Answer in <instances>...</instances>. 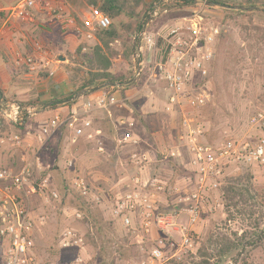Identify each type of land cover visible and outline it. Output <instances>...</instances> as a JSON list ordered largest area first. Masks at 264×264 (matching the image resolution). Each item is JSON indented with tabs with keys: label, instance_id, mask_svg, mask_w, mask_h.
Masks as SVG:
<instances>
[{
	"label": "rangeland",
	"instance_id": "1",
	"mask_svg": "<svg viewBox=\"0 0 264 264\" xmlns=\"http://www.w3.org/2000/svg\"><path fill=\"white\" fill-rule=\"evenodd\" d=\"M152 1L147 0L146 4L149 5ZM235 1L241 2L242 0ZM60 2L64 9L59 10L58 5H55L54 14L61 12L64 18H71L78 28L83 29L82 21L88 15L89 8L80 0H61ZM171 3L174 2L171 1ZM261 10L263 8L259 7L256 11L252 10L255 12L254 14L228 15L223 8L208 7V5L202 7L198 0H194L193 5L174 7L170 13L161 15L152 20V23L148 22L147 26L148 20L145 21L139 32L145 30L150 36L159 34V37H155L157 47L150 52H145L142 55L137 54V43L134 38L139 32L132 37L131 58H129L121 40L109 46L111 51L107 53V56L111 61L110 72L115 76H123L137 83L136 88H131V96L127 99L130 102L125 103L134 108L142 107L150 112L149 130L139 127L134 117L130 119L137 123L147 150L156 156H161L162 150L166 152L171 147L178 133L182 114L179 110L173 113L165 111L168 91L158 68L163 63L166 50L173 47L175 38L169 35L170 30L181 28L178 35L183 40H188L186 28L193 26V21H201L199 22L200 26L207 33L211 28H219V35L212 44L214 62L207 65V78L201 79L197 76L193 83L186 88L185 98L187 100L202 89L206 91L208 99L205 100L203 106L196 110L185 107V112L192 115L203 128L204 140L209 143L220 144L231 140H243L255 134L249 123L250 118L256 112L264 110V14L256 13L262 12ZM121 22H125V20L111 21V25L119 28ZM165 25L168 27L163 29L162 26ZM68 30L75 39L72 46L69 42L60 39L62 35L60 29L51 39L57 40L60 45L61 50L58 54L64 57V60L58 61V64H65L68 78L76 83L74 90L76 91L93 69L84 65L81 56L88 54L95 47L97 41L95 37L85 40L72 29L68 28ZM220 40H223L226 47H232L233 54L237 57L236 66L232 71L229 68L224 72L220 65H216L222 62L221 56L217 52ZM80 48V54H76ZM133 50L136 54L135 58ZM138 62L140 65L139 74L136 69ZM103 91L110 92L107 94L108 97H111L114 92V90ZM121 98L124 100L126 97L123 95ZM13 102H18L21 105L28 104L15 100ZM51 118L47 117L46 120L49 121ZM4 128L7 130L6 137L9 140L11 137L8 133L9 126L5 125ZM113 137L96 138L93 141L79 139L73 142L68 132L56 133L58 143H48L45 148L48 159L45 177L40 175L36 179L38 181L46 179L51 189H62L63 179H67L69 175L63 170L67 161H72L80 175L87 179L94 193L102 198L99 210L102 212L106 227L104 234L106 239L113 243L108 249L109 255L99 260H93V264H139L140 255L137 252L131 231L112 220L110 216L114 195L122 190L123 182L134 176L133 168L128 165L129 148L117 146ZM157 138H161L164 142V147L161 150L155 143ZM100 141L104 146L103 152H99L97 149V142ZM183 156L186 160L185 151H183ZM184 164L180 165L181 170H184ZM248 174L253 178L251 183L254 188L262 193L264 198V165L254 168H233L227 172L223 183L227 179L244 178ZM163 177L171 179L166 175ZM62 195L65 202L63 209L60 208L59 200L55 201L52 198L39 196L31 198L30 204L36 219H42L41 225L37 224L33 239L34 254L39 264H54L55 261L71 259L70 252L61 251L57 256L55 251L56 235L64 227L72 226L80 229L82 233L86 231L72 217L74 211L72 205L76 203L75 196L67 190L63 191ZM214 196L221 199L220 191L216 192ZM225 203L222 201L223 205ZM249 207L248 204L240 203L235 210H231L232 218L230 220L225 208L207 216L208 224L200 231L198 239L191 240V246L179 248L181 242L178 235L175 236L173 241L175 247L168 246L163 251V264H168L171 260L181 264H197L200 260L197 257V251L203 243H207L210 237L213 241L220 243L222 238L235 240L245 231L249 232L250 224L259 219L258 213L253 219L248 218L246 212L250 210ZM179 219L182 225H186L181 216ZM260 222L264 224V218L260 219ZM109 224L111 225L109 226ZM214 247V245L208 247L210 254L215 253ZM5 250V243L0 238V264L4 263ZM112 252L115 253L112 254ZM224 264L234 263L226 261ZM237 264H243V262L239 260ZM246 264H264V245L251 254L246 260Z\"/></svg>",
	"mask_w": 264,
	"mask_h": 264
},
{
	"label": "built area",
	"instance_id": "2",
	"mask_svg": "<svg viewBox=\"0 0 264 264\" xmlns=\"http://www.w3.org/2000/svg\"><path fill=\"white\" fill-rule=\"evenodd\" d=\"M185 1V0H178ZM187 1V0H186ZM200 6L205 7L208 0H198ZM171 0H160L152 4L145 14L148 22L166 14ZM38 5L39 8H50L47 2L41 0H20L8 10H4L5 20L15 18L20 21L30 19V12ZM168 7V8H167ZM0 12H2L0 10ZM65 28L72 29L85 40L94 38L97 31H106L111 26V20L98 9L89 8L88 15L82 21L83 29L76 26L71 18L60 15ZM150 20V21H149ZM184 20V19H183ZM201 20V18H200ZM191 21V20H190ZM201 22V21H199ZM199 22L193 21V26L187 27L188 40H183L178 34L181 28L170 30L169 35L174 39L173 47L169 50L158 70L162 73L163 81L168 91L165 111L173 113L179 110L181 119L177 133L176 146L167 151L166 158L183 159L186 152V169L190 174V184L194 185L191 192H182L178 188L170 187L167 181L158 177H151V164L153 160L150 153L145 150H136L143 143L136 134L135 123L130 119H121L116 126V145L131 147L128 155V165L136 173L132 178L122 183V190L114 195L111 202L110 216L112 220L119 221L121 225L131 231L137 252L140 255L139 264H163V251L168 246L175 247L170 238L171 232H176L174 220L179 216H187L188 225L195 227L206 216L223 210L221 199L214 196L219 191L226 174L233 168H254L264 165V110L253 114L250 125L255 134L243 140H231L220 144H209L204 140L205 132L196 119L184 110H196L204 105L208 99L204 89L196 92L191 99H186V88L198 76L207 78V65L213 57L212 44L219 35V28L214 27L207 33ZM159 35V34H158ZM150 36L145 30L135 36L137 54L142 55L156 47V38ZM25 64L36 70L31 58H26ZM98 106L94 100L86 103L82 114L73 112L61 116L55 115L40 129L37 142L43 144L51 132L62 128L69 133L73 142L79 139L93 141L96 135L92 131L89 114ZM38 114V108L33 105H21L18 102L0 103V120L11 128H21L27 121ZM14 141L19 142L17 135ZM97 149L103 152V145L97 142ZM23 159V166L16 174L7 170L0 171V238L5 243L6 250L3 264H39L34 254V233L42 219L36 216L29 203L30 197H45L59 200V193L51 189L46 179L37 180L39 171L38 159L32 162L31 158ZM70 161L66 167H71ZM37 171V172H36ZM72 190L77 192L87 202L101 206L102 198L91 189L84 176L73 179L70 183ZM179 197L168 204L166 198L172 193ZM174 205L178 210L160 214L162 207ZM72 217L75 221L83 219V213L74 210ZM156 229L164 235L165 241L160 240L158 245L148 246L147 238ZM168 238V239H167ZM198 239L193 230L183 229L179 238V248L191 246V240ZM58 248L70 252L71 259L58 264H87V247L83 234L75 227L64 228L58 237ZM174 257L176 255H173Z\"/></svg>",
	"mask_w": 264,
	"mask_h": 264
},
{
	"label": "crops",
	"instance_id": "3",
	"mask_svg": "<svg viewBox=\"0 0 264 264\" xmlns=\"http://www.w3.org/2000/svg\"><path fill=\"white\" fill-rule=\"evenodd\" d=\"M19 1L0 0V10L2 11L0 12V103L14 100L28 103L26 105H33L38 108V114L24 127L17 129L9 127L8 133L11 136L9 140L4 136L0 137V171L7 170L13 174L18 173L23 166L22 160L28 159L27 156H29L32 162L38 159L39 171H36V177L42 176L48 169L45 148L48 143H58L56 133H59V131H53L46 137L43 144L37 142L40 129L47 122L46 118H53L57 114L65 116L73 112L82 114L84 105L92 100L98 106L94 107L88 117L92 124V131L97 139L114 136L117 123L121 119L134 117L135 110L139 116L137 118L134 117V119L146 123L148 126L147 130L150 129L149 110H144V108L139 106L134 108L125 103L127 101L130 102L127 99L131 96L132 89L123 91L116 89L112 92L113 95L111 97L107 95L110 92L106 93L100 90L96 93L84 95L72 102L71 106H68V104L67 106H51L52 102L67 98L74 91V87L68 80L65 64H58V61H60L59 57H61L58 54L61 50L60 45L57 40L54 39L53 41L51 37L60 29V32L62 31L60 39L69 42L70 45L74 44L75 39L68 28L63 26V21L60 19L62 13L54 14L55 5H58L59 10L64 9L63 4L60 2L61 0H41L42 2H47L50 8H39L36 5L30 12L29 20L20 21L10 18L8 22L3 23L5 20L3 11L8 10ZM149 23H152V21ZM167 27V25L162 26L163 29ZM47 35L50 36L48 37ZM26 58L33 60L36 70H31L32 68L25 64L24 60ZM109 90L112 89L110 88ZM123 95L126 97L124 100L121 98ZM107 123L109 124L107 125ZM139 133L142 136L140 130ZM15 135L18 136L19 142L13 140ZM156 136L159 135L156 134ZM176 139L177 135L174 143L167 151L176 146ZM143 143L145 142L143 141ZM155 143L160 150L164 147V142L161 138H157ZM167 151L163 152L162 150L161 156L155 155L154 158L151 156L153 160L152 169L157 174L171 177L170 182L173 183L171 184L173 188H178L182 192H191L194 185L188 181L191 176L186 166L184 170H181L180 165L183 166V163L167 161ZM135 173L136 171L134 170ZM178 197V193L172 192L166 198V201L170 204L177 200ZM31 198H29V203ZM181 217L185 220L186 225L180 223L179 217L174 220L176 232H171L169 235L172 241L177 235L180 238L183 229L193 230L199 234L204 228L203 223L192 228L188 225L187 216L183 215ZM207 218V216L204 218L206 222H208ZM116 222L121 225L119 221ZM160 240L168 244L167 240L164 239V235L154 229L146 241L148 246H155L158 245Z\"/></svg>",
	"mask_w": 264,
	"mask_h": 264
},
{
	"label": "trees",
	"instance_id": "4",
	"mask_svg": "<svg viewBox=\"0 0 264 264\" xmlns=\"http://www.w3.org/2000/svg\"><path fill=\"white\" fill-rule=\"evenodd\" d=\"M81 1L84 3V5L87 8L98 9L102 14L106 15L111 21L116 22L117 20L123 19L125 20V22H121L119 28L116 27L115 25H111L110 28L106 31L95 32L94 37L97 41V44L88 54H83L81 56L84 65L93 68L92 71L87 74L86 79H84L81 82L77 90L73 91L69 97L52 102L50 105L53 107L64 105L63 104L64 101L70 99L74 94H76V92L80 90H84V89L90 90L92 88L101 86L109 82L115 85L116 84L121 85L120 88H116V87L111 88L112 90L118 89L123 91L126 89L136 88L137 87L136 82H130L129 78L123 76H115L110 72L111 61L108 58L107 53L111 51L109 46L112 43L121 40L122 45L124 46V49H126L129 58H131L132 37L142 29V25L147 20L144 14L148 12V10L151 8L153 3L159 2L160 0H153L149 5L146 4V0H81ZM171 1L174 2L175 4L174 3L169 4V10L166 14L170 13L171 9L174 7L189 6V5H193L194 3V0H187V1L171 0ZM178 3H180V5H178ZM206 3L208 7L215 6L225 9V12L228 15H237L240 13L254 14L255 12L252 11L250 12V9L254 8L253 11H256L257 9H259V7H262L263 10H261L262 12H256V13L264 14V0H242L241 2H236L235 0H208ZM232 7H240L243 10L236 11L234 9H230ZM217 50H218L217 51L218 54L221 56L222 62L216 65L218 66L220 65L224 72H226L229 68L230 71H232L233 67L236 66V60H237V57L234 56L233 54V48L228 46L226 47L225 43H223V40H220ZM80 51L81 48L77 50L76 54H80ZM168 53H169V49L166 50L162 62H164L165 56H167ZM218 54L216 53V55ZM213 62H214V56L210 62V65ZM68 80L75 90L76 83L72 81L71 78H68ZM109 89L110 88H104L102 90H109ZM71 104L72 103L68 104V106H71ZM138 116L139 115L136 113L135 110L134 117L137 118ZM30 120H28L27 123ZM135 121H137L139 127L144 128L146 130L148 129L146 123L142 122L141 120L139 122L136 119ZM134 123H135L136 134L141 138V135L139 133V127H137L136 122ZM108 124L109 123H107V125ZM5 125L6 124L2 120H0V137L3 136L6 137L7 135V130L4 128ZM59 132H67V131L65 130V128H62L59 130ZM117 134L118 133L115 130L114 140L116 139ZM126 148H129V152H128L129 155L131 153L130 150L131 147H126ZM136 150L148 151L150 153V156H152L153 158L155 157V154L151 153L149 150L146 149L144 143H142L139 146V148ZM167 161L170 162L178 161L179 163L180 162L186 163L185 158L178 160L167 158ZM70 162L72 166L69 168L65 167L63 170L64 172L69 174L68 178L63 179L64 185L62 186V189H56L60 197L59 205L61 209L64 208L65 202H64V196L62 195L63 191L67 190L73 193V195L76 198V203L72 205V209L83 213V219L81 221H76V222H79L81 224V227L86 230L82 234H83L85 246L87 247V255L89 257L87 264H93V260L95 259L99 260L109 255L110 251L108 249H110L113 243L111 241H108L104 234L106 227L104 225L105 223L102 212L99 210L100 206H96L93 203L87 202L85 198L81 197L77 192L71 189L70 187L71 181L81 175L78 169L76 168V166L74 165V163L72 161ZM152 167L153 164H151V177L152 178L158 177L162 180H165L168 182L170 187H172L171 184L173 183H171L170 180H167L160 174H157L155 170L152 169ZM45 174L46 172L42 175V177H45ZM251 180H253V178L249 174L244 176V178L240 177L234 180L232 179L225 180V182L221 185L219 189L221 193V201L226 202L223 205V207L225 208L229 220L230 218H232L231 210L232 209L235 210L240 203L248 204L250 206L249 207L250 210L246 212L250 220L251 218L253 219L255 217L256 213H258L259 219L257 221L254 220L253 221L254 223L250 224L251 229L249 232L245 231L243 234H241L240 237L236 238L235 240L222 238L219 243L213 241L212 238L210 237L207 243H203L197 251V257L200 259L197 264H224L226 263V261L229 262L232 261L234 264H237L239 260H241L243 264H246V260L251 256V254L254 251L259 250L263 247L264 224L263 222H260V219L264 218V198H263V194L260 193L256 188H254L253 184L251 183L252 182ZM92 191L94 192L93 189ZM176 210H178V207H175L174 205H167L166 207L161 208L160 214L170 213ZM110 225L111 224H109V226ZM67 227H72V226H66L64 228ZM60 232L57 233L55 238L56 240L55 251L57 256L59 255V252H61V250H59L58 248V243H57ZM212 245L215 246L214 254L209 253L208 247L209 246L211 247ZM114 253L115 252H112V254ZM65 261L67 260L55 261L56 263L54 264H58ZM168 264H181V263L176 262L175 260H171L168 262Z\"/></svg>",
	"mask_w": 264,
	"mask_h": 264
},
{
	"label": "water",
	"instance_id": "5",
	"mask_svg": "<svg viewBox=\"0 0 264 264\" xmlns=\"http://www.w3.org/2000/svg\"><path fill=\"white\" fill-rule=\"evenodd\" d=\"M230 9H234V10H236V11H241V10H243L242 8H240V7H232V8H230ZM252 10H254V8H251L250 9V11H252ZM138 47V46H137ZM136 47V48H137ZM133 56H134V58L136 57V54H135V51L133 50ZM59 60L60 61H63L64 60V57H59ZM137 74H139L140 73V65H139V62H138V65H137ZM130 82H133V81H130ZM120 88L121 87V85H118V84H113V83H111V82H109V83H106V84H103V85H101V86H97V87H95V88H92V89H90V90H80L79 92H77L75 95H73L70 99H67L66 101H64L63 102V104L64 105H67V104H70V103H72V102H74L75 100H77V99H79V98H81V97H83L84 95H86V94H88V93H94V92H98V91H100V90H102V89H104V88Z\"/></svg>",
	"mask_w": 264,
	"mask_h": 264
},
{
	"label": "clouds",
	"instance_id": "6",
	"mask_svg": "<svg viewBox=\"0 0 264 264\" xmlns=\"http://www.w3.org/2000/svg\"><path fill=\"white\" fill-rule=\"evenodd\" d=\"M262 151H264V150H262Z\"/></svg>",
	"mask_w": 264,
	"mask_h": 264
}]
</instances>
